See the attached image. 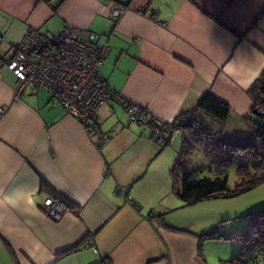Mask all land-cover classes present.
Listing matches in <instances>:
<instances>
[{
    "label": "crops",
    "instance_id": "0c3cea01",
    "mask_svg": "<svg viewBox=\"0 0 264 264\" xmlns=\"http://www.w3.org/2000/svg\"><path fill=\"white\" fill-rule=\"evenodd\" d=\"M61 1L0 0V60L29 30L90 31L109 48L100 77L130 106L172 122L211 94L230 109L227 137L249 135L264 0H63L54 12ZM116 6L126 10L113 22ZM15 84L1 66L0 264H207L150 126L109 102L90 136L47 90L14 99ZM41 181L69 209L58 221Z\"/></svg>",
    "mask_w": 264,
    "mask_h": 264
},
{
    "label": "trees",
    "instance_id": "16d2710c",
    "mask_svg": "<svg viewBox=\"0 0 264 264\" xmlns=\"http://www.w3.org/2000/svg\"><path fill=\"white\" fill-rule=\"evenodd\" d=\"M62 2L63 0L53 8L54 12ZM248 95L253 100L254 107L252 121L248 120L250 132L247 136L227 137L224 129L230 109L211 94H205L192 110L180 113L167 125V129L160 128L159 138L154 136L157 127L150 120L146 122L152 128L151 139L159 144L160 150L170 146L174 134L182 136L177 158L170 169V178L172 192L183 207H192L209 199H232L264 184V71L248 89ZM141 112L146 114L144 110ZM196 147L213 157L211 165L207 167L210 175L195 179L192 172H184L178 180L177 172L185 161L184 158H188ZM236 157H244L248 161L236 168L237 181L230 187L227 169L233 165ZM41 191H48L52 194L51 197L56 198L44 181H41ZM245 218L247 223L243 231L233 238L220 235L217 227L196 235L198 254L201 256L206 242L232 241L239 246L237 255L230 260L220 261V264H264V209L250 212ZM159 219L163 220L162 215ZM75 249L65 253L74 252Z\"/></svg>",
    "mask_w": 264,
    "mask_h": 264
},
{
    "label": "built area",
    "instance_id": "2783aa9c",
    "mask_svg": "<svg viewBox=\"0 0 264 264\" xmlns=\"http://www.w3.org/2000/svg\"><path fill=\"white\" fill-rule=\"evenodd\" d=\"M125 10L123 6L113 7L110 19L118 21ZM101 40V35L68 27L59 28L56 33L29 30L12 56L0 60V67L4 66L15 77L13 98L18 99L27 88L47 90L90 136L96 135L94 123L99 109L109 102H118L128 110L132 123L142 126L150 120L157 127L154 136L159 138L160 128L167 129L170 122L149 117L139 108L130 106L100 77L99 68L109 52L107 45H101ZM3 114L4 110L0 109V117ZM43 209L56 221L69 210L65 203L52 197L43 201Z\"/></svg>",
    "mask_w": 264,
    "mask_h": 264
},
{
    "label": "rangeland",
    "instance_id": "374dc122",
    "mask_svg": "<svg viewBox=\"0 0 264 264\" xmlns=\"http://www.w3.org/2000/svg\"><path fill=\"white\" fill-rule=\"evenodd\" d=\"M181 143L182 136L174 134L170 146L164 148L163 152L159 154L157 166L159 165L164 173H169L174 158H177ZM191 152L188 158H184L185 161L177 172L178 180L184 172H192L195 179H201L211 173L207 167L211 165L213 157L208 156L199 147H196ZM247 161V158L236 157L233 165L227 169L230 187H233L237 181L236 168L245 165ZM177 187L178 189L180 188L179 181L177 182ZM188 209L192 212V217L195 219L193 226L195 233L202 234L203 231L208 232L212 228L217 227L218 233H222L221 235H235L244 229L247 223L246 214L264 209V184L258 185L251 191L232 199H209ZM220 223L223 224L222 227L218 226ZM208 227L211 228L209 229ZM238 250L239 246L232 241H209L203 245L201 254H204L207 264H220V261H227L236 256Z\"/></svg>",
    "mask_w": 264,
    "mask_h": 264
},
{
    "label": "water",
    "instance_id": "95a60500",
    "mask_svg": "<svg viewBox=\"0 0 264 264\" xmlns=\"http://www.w3.org/2000/svg\"><path fill=\"white\" fill-rule=\"evenodd\" d=\"M255 114V113H254Z\"/></svg>",
    "mask_w": 264,
    "mask_h": 264
}]
</instances>
